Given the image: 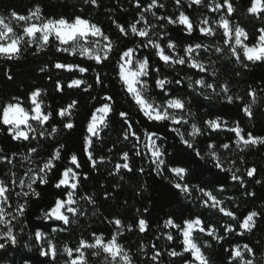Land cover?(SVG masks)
Returning a JSON list of instances; mask_svg holds the SVG:
<instances>
[{
    "label": "snow or ice",
    "instance_id": "6c2138e0",
    "mask_svg": "<svg viewBox=\"0 0 264 264\" xmlns=\"http://www.w3.org/2000/svg\"><path fill=\"white\" fill-rule=\"evenodd\" d=\"M237 2L117 0V6L126 15H132V20L121 22L119 16L110 17L114 28L111 33L105 26L80 15H46L38 4L27 14L13 10L8 16L0 15V61L5 62L8 81L14 80V74L7 65L21 61L30 50L31 55L38 56L54 48L56 53L91 62L56 59L40 67L39 71L53 83L55 93L62 99L67 97V102L56 108L46 103L49 93L41 86L33 87L24 98L13 95L0 103V133L25 149L13 151L0 145V252L19 253L31 205L43 200L39 204L42 212L37 217L41 223L32 225L39 256L45 258L38 264H59L61 256L63 264H92L90 255L102 257L103 264H137L135 254L122 238L126 232L152 233L153 224L160 231L155 241L164 239L169 247L161 248L155 241L139 243L138 249L146 256L147 264H163L165 254L180 258L182 264H214L217 246L226 254V264H264V257L257 260L254 246L231 239L252 234L258 222L264 223V208L240 214V205L234 203V198L222 195L230 181L244 189V197L256 198V191L248 190V181L264 185V178L259 177L254 164L245 166L242 154L264 147V135H255L242 126L240 119H226L223 113L197 119L192 110L194 101L179 94L184 88L209 103L220 99L225 106L233 105L237 114L253 119L254 108L264 100V86L249 84L243 95L233 93L232 78L242 73L224 64L221 81L216 68L217 62L225 59L242 69L264 64V0H244L246 14L261 21L262 26L253 34L235 22ZM84 3L98 9L102 0ZM170 26L192 39L181 46L173 38ZM197 34L200 40L194 39ZM209 38L215 43L202 42ZM165 69L179 70L173 76ZM180 70L192 71L193 75L181 76ZM89 72L93 73L91 78L85 76ZM54 73L58 76L55 80ZM60 73L68 74V78ZM117 84L122 99L134 106L140 120L134 119L130 109L123 108L110 91ZM70 90L87 93L95 101L84 117L79 154L59 139L62 133L71 134L80 127V101L72 98ZM93 92L97 94L92 95ZM142 120L150 127L138 128ZM116 124L120 125L122 141L126 143L117 147L113 142L109 147L104 134ZM172 133L178 137V145L170 146L175 148V155L165 145ZM220 133L228 134L226 142L217 143ZM199 137L206 138L203 146ZM98 143H104L106 153L100 154L103 149L97 147ZM136 158L147 162L149 174L167 181L168 190L178 201L198 203L200 208L224 218V222L203 214L185 217L184 208L164 213L161 222L153 219L154 205L149 201L135 208L137 215L131 217L132 223L115 210L103 215L101 223L112 229L107 236L104 231L93 230L89 238H79L75 246L58 248L49 239L50 232L67 231L80 218H87L86 206L93 209L95 216L101 199L105 203L118 201L122 194L118 191L123 187L119 182L104 187L100 196L87 191L90 172H99L103 167L109 177L118 181H125L127 174L142 176L146 169L137 166ZM201 161L211 167L202 166L198 173L192 165ZM18 167L23 169L22 174H18ZM203 171L211 172L212 178L194 183ZM149 190L150 185L143 182L134 190L133 198L145 200L147 196L142 193ZM128 204L124 200L116 208H126ZM33 259L22 256V264Z\"/></svg>",
    "mask_w": 264,
    "mask_h": 264
},
{
    "label": "trees",
    "instance_id": "16d2710c",
    "mask_svg": "<svg viewBox=\"0 0 264 264\" xmlns=\"http://www.w3.org/2000/svg\"><path fill=\"white\" fill-rule=\"evenodd\" d=\"M42 7L45 11V14H51L54 16L63 15L65 17H74L76 15L83 16L89 19L92 22L100 24L106 27L110 33L114 31L113 26L110 23V17L119 16L121 22H124L125 19L129 22L132 20V15H126L123 11L120 10L117 6V0H102L100 8H95L84 3V0H0V15L8 16L11 11L16 10L21 14H27L28 10L35 7L36 5ZM127 7V5H124ZM237 13L234 14V20L240 26L244 27L250 34L255 33L256 29L261 25V21L253 19L252 17L246 14L244 8V0H238L237 2ZM169 11L173 10L171 4H169ZM191 12V9H189ZM200 13H194V15H199ZM215 16V14H213ZM170 31L173 38L180 44L186 43L189 37L184 36L179 30L171 29ZM196 40H200L198 34L194 37ZM204 43H215V40L212 38L202 40ZM227 55V54H226ZM56 59L68 60V61H78L84 64H89L91 62H86L80 60L77 57L67 56L66 54L56 53L54 48H50L47 52L40 53L38 56L31 55V50L28 53H25V58L21 61L9 63L7 67L12 69L14 74V80L8 81L4 75L7 70L4 61H0V103L7 102L11 99L13 95H19L21 98H24L26 94L36 86L44 87L48 90V97L46 98V103H50L53 108L58 107L62 103L67 102V97L61 98L60 95L55 93L54 85L52 82L47 80V77L39 71L40 67L45 63H51ZM216 57H213L215 60ZM227 64L229 68L240 71L242 75L240 77L233 76V93H238L243 95V90L251 84L253 87L257 85L264 86V64L250 65L249 69H242L239 66L232 64L230 61L221 60L216 64V68L220 73L219 79L222 81L223 76V65ZM179 70V69H177ZM173 69H165L168 73H171L175 76L176 71ZM105 71L111 72L110 68H106ZM93 75L92 72L85 74L87 78H91ZM181 76L193 75L192 71L180 70ZM64 79L68 78V74L60 73ZM58 76L54 73L53 80L57 79ZM173 87H176L173 85ZM72 98H76L80 101L79 114L77 119L80 121V127L77 130H74L71 134L62 133L59 137L61 142L66 143V146L71 151H75L79 154L81 149V140H82V128L85 115L92 109L93 101L89 94L83 93L79 90H70ZM110 91L116 98L120 101V104L123 108H129L133 114L134 119L140 120L141 117L136 113L134 106H130L124 99H122V94H119V85L117 84L115 88H111ZM96 92H93L92 95H96ZM180 95L185 96L186 99L194 101L192 103V110L197 113V119L203 117L205 119L211 118L209 114L219 115L224 114L225 118L240 119L242 126L246 129L253 131L255 135H264V100L258 102L254 108V117L249 120L243 115V113L237 114L236 109L233 105L225 106V102L214 98L211 103L209 101L203 100L202 97H195L191 90H185L181 88ZM141 130L144 127H150L147 121L141 122L140 125H137ZM153 130H155L153 128ZM183 130V129H182ZM229 138L227 133H220L217 137V143L221 141H227ZM205 137H199L198 142L200 146H203V141ZM104 142L110 147L113 142H116L117 147L123 146L126 142L122 141L121 128L119 124L113 126L110 131H106L104 134ZM0 145L5 146L8 149L13 151L19 149L20 152H24L25 149L19 144L12 143L6 140L4 133H0ZM165 145L169 146V152L172 155H175V148L170 147L171 145H178V137L174 133L170 134L165 140ZM98 148L103 149L104 154L107 152L104 143H98ZM235 151V149H233ZM246 165L251 166L255 165L258 169V175L260 178H264V147L252 148L249 151L243 153ZM235 158V157H232ZM82 159H84L82 157ZM137 166H144L146 172L144 175H133L127 174L125 181L113 180L112 177L107 175V171L101 167L99 172H90V181L86 185V190L92 193H95L97 196L103 192L104 187H109L112 183H121L123 187L119 189L122 194L119 197L118 201H109L107 203L100 201V206L96 209L97 215H92L93 209L90 206L88 207V216L87 218H80L79 223H73L69 226L68 230L65 232H50L49 239H52L54 243L57 244L58 248H62L65 245L75 246L79 238H89L93 230H101L107 233L111 231V226L101 223L103 215H107L108 211L115 210L124 217H128V223H132L131 217L137 215L135 213V208L141 207L142 205H147L149 201L154 205L153 219L163 221L165 219L164 213L170 211H178L181 208L186 209L184 211V216L189 215L203 214L204 217L208 219H215L224 222V218L219 216L217 213L210 211L208 209L200 208L198 203L188 204L186 201L177 200L169 190L167 186V181L161 179L160 177H155L154 174H149L148 164L145 160L136 158ZM197 169V172L203 170V167H211V164L204 165V162L201 161L200 164L192 165ZM203 166V167H202ZM237 166H240L239 164ZM111 167V165H109ZM242 171H243V166ZM18 174H22L23 169L18 167ZM85 171L89 169L85 168ZM213 171H216L213 169ZM221 176L224 173H220ZM212 178V173L203 171V175L200 176L199 180H194V183H200L202 180H207ZM147 182L150 185V190L148 193H142V195L147 196V199L140 200L139 198H133L134 190H138V185ZM103 186V187H102ZM248 190L256 191V198H246L243 195L244 189H240L238 186L232 184L230 181L226 187V192L223 193L225 198H234V203L240 205V214L246 213V211L251 209L260 210L264 208V185H257L254 180L248 181ZM15 200V197H13ZM124 200H128L129 204L125 207L116 208V204H122ZM43 204V200L39 202ZM39 204L31 205V212L26 220L28 227L25 230L24 237L20 240L18 245L19 253L15 250H10L7 253L0 252V264H12L14 261L15 264H22L23 257H33L34 259L29 262V264H38L39 260L45 259L40 257L38 253V245L34 242V236L32 234V225L40 224L41 221L37 217L41 214L42 209L39 208ZM235 223V222H233ZM153 231L147 235L138 234L136 232L125 233V236L122 238V242L125 243L127 247L135 254L137 259V264H147L146 256L139 251L138 245L143 242L149 244L152 241H155V237L160 235V231L157 230L155 224H153ZM48 231L47 229H45ZM206 239V237H202ZM232 240L239 243H250L256 249V258L261 260L264 257V223L258 222V228L254 230L252 234H248L243 238L240 237H231ZM259 241V243H257ZM157 242L161 248H167L169 245L164 239H160ZM176 244H179V241H176ZM27 245V246H25ZM228 247V245H225ZM211 251V250H210ZM219 253V255H217ZM90 259L92 264H103L102 257L91 256ZM214 264H226L227 256L222 252V250L217 246L213 252ZM64 257L61 256L59 264H63ZM163 264H182L180 258H170L166 254L163 257Z\"/></svg>",
    "mask_w": 264,
    "mask_h": 264
}]
</instances>
